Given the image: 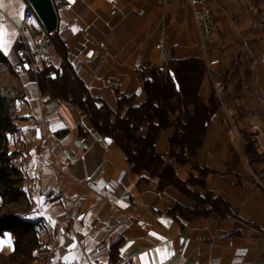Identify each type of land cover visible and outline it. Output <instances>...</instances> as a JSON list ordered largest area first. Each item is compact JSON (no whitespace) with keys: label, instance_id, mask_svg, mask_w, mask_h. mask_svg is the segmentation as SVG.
<instances>
[{"label":"crops","instance_id":"1","mask_svg":"<svg viewBox=\"0 0 264 264\" xmlns=\"http://www.w3.org/2000/svg\"><path fill=\"white\" fill-rule=\"evenodd\" d=\"M54 1L58 3L61 0ZM68 1L69 12L60 9V31L68 45L70 63L86 84L93 81V78L103 79L105 77L108 79L107 85L110 88L118 83L115 86L117 96L120 93H140L143 85L140 82L131 84L130 87L135 89L134 92H126L122 85L126 68L136 73V70L144 68V64L150 69L153 68L151 63H156L158 67L164 64L160 57L161 48L157 45L162 37L165 39V47L170 53L171 60L198 55L192 52V49L193 47L201 48L202 39L193 9L186 0H173L168 4L160 0ZM229 1L211 0L215 26L221 36L219 40L207 43V51L209 44L220 42L222 52L227 54L224 63V69L227 71L226 77L223 75L224 77L220 79L221 72L218 76L214 69H211L214 77L209 73L212 88L213 81L216 79L222 81L228 89L227 81L240 75V64L243 70L248 72L245 82L241 80L238 85L241 88L243 83L246 84L250 78L249 73L253 71L251 60L258 59V51L252 48L253 41L242 42L232 32L231 22L238 20L239 16L236 13L235 2ZM251 1L248 12L252 11L259 16L261 10L258 0ZM27 5L26 0H0V50L4 54L7 51L10 53L5 54L9 59L10 67L20 62L14 46L18 40V26L22 23ZM224 9H227V12L224 13ZM231 14L234 17L229 18ZM190 21L196 33L194 42H191L189 35L183 32ZM6 47L9 48L5 51ZM234 49L238 54V61L233 54ZM81 54H85L84 59L89 65V71L81 66ZM259 55L261 58V53ZM31 75L29 71L15 72V74L7 75L5 82L12 87L15 86L19 92L26 90V95L21 97L22 99H26L29 95L36 96L38 92L44 102L38 85L30 84L26 78L23 79V76H27L38 84ZM252 85L253 82L251 87ZM50 103L53 106L51 111L44 112L42 120L36 118L37 122L45 127L47 135L63 137L64 135L60 134L61 130L67 129L66 134H69L72 129H76L80 136L76 142L84 148L86 147L82 142L85 141L105 146L110 140L118 146L110 136L93 132L91 137L89 134L83 137L79 133L81 123L90 127L89 120L86 121L83 115L85 112L79 105L56 101ZM53 115L58 116L57 120L50 119ZM119 149L121 150L120 147ZM121 152L125 157V162L121 164L120 169L118 168L120 171L115 173V178L112 177L105 181L97 176L90 186L96 191L104 188L111 194V198L108 199L109 204L125 209L126 215L123 214L121 218L113 219L115 224L125 221L124 218L129 219L130 223L122 225L118 231V238L115 240L111 238L110 242L107 241L108 234L106 233H101L88 241L85 234L77 232V244L81 243L85 247L89 264L99 262L98 259L96 262L94 260L102 253H107L109 258V247L118 239H121V263L161 264L162 261L163 264H264V236L260 235L259 229L255 226L257 224H250V219L240 214H238L240 220L230 216L223 221L206 217L190 221L183 217H174L166 209L177 200L175 201L168 195L165 197L164 192L167 190L158 189L157 178L139 180V175L130 169L124 152L122 150ZM130 172L134 173L133 179L136 178L134 186ZM143 176L148 177L149 175L143 172ZM143 182H147L148 187L142 185ZM138 191L143 196L146 192L148 193L146 201H135L134 193ZM250 232L259 238V243L246 242L245 239ZM54 241L57 245V241ZM157 249L162 252L167 249L170 255L164 259L160 253H157ZM82 261H86V257L80 260ZM101 261L105 262L103 259ZM80 262L77 261V264H82Z\"/></svg>","mask_w":264,"mask_h":264},{"label":"rangeland","instance_id":"2","mask_svg":"<svg viewBox=\"0 0 264 264\" xmlns=\"http://www.w3.org/2000/svg\"><path fill=\"white\" fill-rule=\"evenodd\" d=\"M231 1L235 2L236 13L239 16L238 20L231 22L232 32L242 42L253 41L252 48L258 51V59L251 60L253 71L249 73L250 78L241 88L238 85L241 80L245 82L248 72L244 71L240 64V75L227 81L228 89L221 93V97L214 89L222 105L212 120L199 160L201 165L216 170L208 177V187L230 198L238 214L264 229V0H258L261 10L259 16L252 11L248 12L251 0H230L229 2ZM55 5L59 15L60 9H64L56 2ZM69 9L70 5L66 12H69ZM225 12L227 9H224ZM232 16L234 17L231 14L229 18ZM183 32L189 35L191 42L195 41L196 33L191 21ZM208 47L209 53L203 48L193 47L192 49V52L198 54L196 56L203 57L209 64H207L208 74L200 92L205 100H208L212 91L210 74L214 77V73L211 69L215 70L216 75L221 72L220 79L226 77L227 73L224 69L227 54L222 52L220 42L209 44ZM7 48L9 47H6L5 51ZM49 53L52 64L60 66L63 60L55 48V41L49 48ZM255 53L256 51L253 55ZM5 54L10 53L7 51ZM233 54L238 61L235 49ZM81 55V66L89 71V65L84 59L85 54ZM136 71L132 73L130 69L125 70L122 85L126 92H134L135 89L130 87L131 84L139 82L142 84L151 76V69L146 64L144 68ZM90 73L92 74L91 71ZM10 74H15V71L13 65L10 67L8 63L0 68V82L13 88V91L19 95L22 90L19 92L15 86L12 87L5 82V77ZM25 78L30 84L38 85L35 80L32 81L27 76H23V79ZM107 80V77L93 78V81L87 84L93 93L101 95L116 106L115 86L118 83L110 88ZM15 106L21 118L17 121L19 130L9 134L10 147L12 150L19 151L17 163L23 169V188L30 197V206L33 211L31 215L34 219L42 217L48 225V232L44 233L43 237L48 247L54 248L57 254L55 261L77 263L86 257V261L80 263L89 264L85 247L81 243L77 244V232L85 234L88 241L101 233H106L107 241L110 242L111 238L112 240L118 238V231L122 225L130 223L129 219L124 218L125 221L115 224L113 219L126 215L125 209L109 204L108 199L111 198V194L104 188L96 191L90 186L97 176L105 181L115 178L114 175L120 171L125 157L119 147L110 140L105 146L86 141L82 142L86 148L80 146L76 142V139L77 141L80 139L76 129H72L63 137L47 135L45 127L40 125L36 118L42 120L44 112L51 111L53 106L50 102H42L38 92L36 96L29 95L26 99L19 96ZM83 115L88 121L86 114L83 113ZM56 117L58 116L53 115L50 119L55 121ZM91 135L93 132L90 131L89 136ZM156 145L161 152L168 153L170 150L168 136L161 135ZM190 169V164H184L178 166L177 171L181 177L187 178ZM98 172L100 174L97 175ZM130 175L131 180H134V173L130 172ZM133 182L134 186L136 178ZM142 185L148 187L149 184L143 182ZM134 194L135 201H146L148 193L146 192L145 196L139 194V191ZM164 195L174 198L175 201L184 197L176 188L165 191ZM258 239L250 232L245 240L248 243H259ZM54 240L57 241V245H53ZM73 244L76 247L73 248ZM14 248V233L8 229L0 235V253L11 252ZM97 259L98 261L103 259L109 263L107 253L100 254L94 261L96 262Z\"/></svg>","mask_w":264,"mask_h":264},{"label":"trees","instance_id":"3","mask_svg":"<svg viewBox=\"0 0 264 264\" xmlns=\"http://www.w3.org/2000/svg\"><path fill=\"white\" fill-rule=\"evenodd\" d=\"M50 36L62 56L61 65H47L32 47L33 66L26 70L36 79L44 102L79 105L90 123V127L79 125L83 137L90 131L112 137L139 180L157 178L158 189H178L184 197L166 209L174 217L223 221L233 216L240 220L232 200L208 187V177L216 170L201 165L199 160L212 120L222 105L214 88L208 100L201 97L208 74L203 57L186 56L171 60L166 69L151 68V76L144 80L140 93H120L113 106L94 94L70 63L68 45L60 31V12L58 31ZM17 46L16 43L15 52ZM8 63L0 50V68ZM19 96L22 97L0 82V235L9 229L15 240L13 251L0 253V264H35L49 248L43 237L48 226L42 217L34 219L31 215L30 197L23 188V169L17 163L19 151L10 147L9 134L19 130L17 121L21 116L15 106ZM66 130L60 134L65 135ZM161 135L168 136V153L157 148ZM184 164L191 166L187 178L177 171ZM143 172L149 176H143ZM255 226L264 236V229ZM120 240L109 247L111 264H128L121 263Z\"/></svg>","mask_w":264,"mask_h":264},{"label":"built area","instance_id":"4","mask_svg":"<svg viewBox=\"0 0 264 264\" xmlns=\"http://www.w3.org/2000/svg\"><path fill=\"white\" fill-rule=\"evenodd\" d=\"M164 4H168L173 0H160ZM193 9L194 18L196 20L197 27L202 39L201 48L207 51V43L214 42L215 39L211 35L209 30V14L207 10L201 3V0H186ZM60 7L65 11H68L69 1L61 0L58 2ZM16 53L20 58V62L17 65L20 68L21 73L26 70L31 69L33 66L31 48L36 51V53L42 58V60L47 64L51 65V56L49 53V48L53 44L50 33L46 31L41 20L39 19L35 9L31 4H28L22 23L18 26V40H17ZM158 47L161 48L160 57L164 62L163 65L159 66L162 69H166L168 63L171 61V56L167 48L165 47V39L162 37L158 42ZM208 52V51H207ZM151 66H158L156 63H151ZM214 89L217 91L218 95L221 97V90L224 83L220 80L214 79ZM53 250V257L51 261H46L45 264H77L64 261H55L57 256L56 252ZM93 264H108L103 261H99Z\"/></svg>","mask_w":264,"mask_h":264},{"label":"water","instance_id":"5","mask_svg":"<svg viewBox=\"0 0 264 264\" xmlns=\"http://www.w3.org/2000/svg\"><path fill=\"white\" fill-rule=\"evenodd\" d=\"M35 9L48 33L58 31L59 15L54 0H26Z\"/></svg>","mask_w":264,"mask_h":264},{"label":"bare ground","instance_id":"6","mask_svg":"<svg viewBox=\"0 0 264 264\" xmlns=\"http://www.w3.org/2000/svg\"><path fill=\"white\" fill-rule=\"evenodd\" d=\"M202 5L204 6V9L207 10V13L209 14V30L211 31V35H213V38L215 41L220 39V31L215 26V19L213 15L211 0H201ZM14 71L17 73H21L20 68L17 64L13 65ZM226 86L225 84L222 87L221 93L225 91ZM22 97L26 95V90H22L21 94ZM53 245H55V241H53ZM53 257V250L51 248H48L41 256L40 258L35 262V264H45L46 261H51V258Z\"/></svg>","mask_w":264,"mask_h":264},{"label":"snow or ice","instance_id":"7","mask_svg":"<svg viewBox=\"0 0 264 264\" xmlns=\"http://www.w3.org/2000/svg\"><path fill=\"white\" fill-rule=\"evenodd\" d=\"M9 243H11L10 238H9ZM72 247L74 248V247H76V245L73 244ZM156 251H157V253H160L164 257V259H167L168 256L170 255V253L167 252V249H164L163 252L160 249H157ZM161 264H163L162 261H161Z\"/></svg>","mask_w":264,"mask_h":264}]
</instances>
